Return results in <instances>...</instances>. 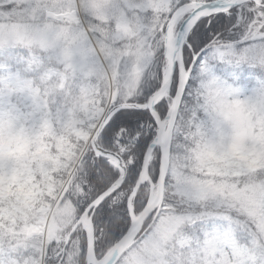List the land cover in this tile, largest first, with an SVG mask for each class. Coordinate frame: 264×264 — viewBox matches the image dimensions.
Instances as JSON below:
<instances>
[{
  "label": "snow or ice",
  "instance_id": "6c2138e0",
  "mask_svg": "<svg viewBox=\"0 0 264 264\" xmlns=\"http://www.w3.org/2000/svg\"><path fill=\"white\" fill-rule=\"evenodd\" d=\"M0 264H264V0H0Z\"/></svg>",
  "mask_w": 264,
  "mask_h": 264
}]
</instances>
